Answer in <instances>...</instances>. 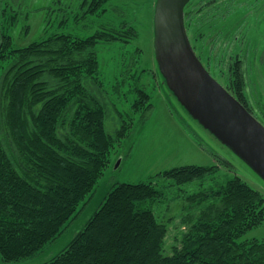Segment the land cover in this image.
<instances>
[{
    "label": "trees",
    "instance_id": "obj_1",
    "mask_svg": "<svg viewBox=\"0 0 264 264\" xmlns=\"http://www.w3.org/2000/svg\"><path fill=\"white\" fill-rule=\"evenodd\" d=\"M1 1L0 254L11 262L38 255L80 215L116 144L131 132L133 117L112 133L106 128L111 102L97 46L129 42L123 36L136 30L57 31L16 46L11 30L22 12ZM108 1L83 0L74 20L104 13ZM135 92L132 110L142 120L152 95L144 87ZM217 168L182 165L159 175L182 186L202 183ZM164 198L153 182L114 183L68 245L40 264H264V238L247 236L264 223V195L242 177L186 196L171 254L164 253L169 223L153 209Z\"/></svg>",
    "mask_w": 264,
    "mask_h": 264
},
{
    "label": "rangeland",
    "instance_id": "obj_2",
    "mask_svg": "<svg viewBox=\"0 0 264 264\" xmlns=\"http://www.w3.org/2000/svg\"><path fill=\"white\" fill-rule=\"evenodd\" d=\"M7 1H12L22 12L11 30L16 46H26L57 31L86 37L101 27L120 29L124 26L122 30L134 27V37L123 36L129 42L97 46L100 76L111 102L106 119L108 132L116 131L122 119H134L131 132L116 144L108 167L93 194L87 197L80 215L38 255L8 262L0 254V264H40L60 253L117 182H153L164 190L165 198L154 203L153 209L159 220L169 223L165 254H171L176 237L181 238L178 216L186 210L188 194L217 189L225 180L238 175L264 195V179L194 119L165 83L154 49L157 0H109L104 5L107 9L104 13L80 18L78 22L74 20V13L80 10L83 0ZM66 17L68 23L59 26V21ZM228 18L229 23H226ZM185 22L196 54L210 73L264 120V0H191L185 9ZM227 28L228 44L222 31ZM253 48L256 50L254 65L251 62ZM242 58L247 65L245 68ZM136 87H144L152 95V108L144 113L142 120L143 114L132 110ZM191 164L217 165L218 168L202 183L182 186H169L171 182L159 175ZM210 202V199L204 201V205ZM247 236L264 238V223Z\"/></svg>",
    "mask_w": 264,
    "mask_h": 264
},
{
    "label": "water",
    "instance_id": "obj_3",
    "mask_svg": "<svg viewBox=\"0 0 264 264\" xmlns=\"http://www.w3.org/2000/svg\"><path fill=\"white\" fill-rule=\"evenodd\" d=\"M191 0H157L155 58L171 92L188 113L264 179V124L204 66L190 41L185 8Z\"/></svg>",
    "mask_w": 264,
    "mask_h": 264
},
{
    "label": "flooded vegetation",
    "instance_id": "obj_4",
    "mask_svg": "<svg viewBox=\"0 0 264 264\" xmlns=\"http://www.w3.org/2000/svg\"><path fill=\"white\" fill-rule=\"evenodd\" d=\"M226 23H229V18L226 20ZM224 26H225V24H223ZM228 25V24H227ZM223 26V27H224ZM222 31L224 32L225 31V34H226V38H225V42H227V44H228V42H229V39H228V36H229V33H228V28L227 29H225V30H223L222 29ZM238 40H237V42L239 41V36H238V38H237ZM235 43V42H234ZM254 49V48H253ZM256 50L254 49L253 50V55L251 56V62L253 63V65H254V62H255V60H256ZM263 57H264V54H263ZM227 61H228V64H230V61L227 59ZM264 61V60H263ZM242 62H243V67L245 68V65H246V62H245V59L244 58H242ZM252 65V69H253V72H254V66ZM247 66V65H246ZM209 70V69H208ZM210 71V70H209ZM248 71V70H247ZM248 75V74H247ZM249 77V76H248ZM224 86V85H223ZM226 89H228V87H226V86H224ZM229 90V89H228ZM230 91V90H229ZM239 100V99H238ZM252 114H253V111H251L252 109L249 107V106H247V104H245L244 102H242L241 100H239ZM260 122H262L263 124H264V120L262 119V118H258V116L257 115H255V114H253Z\"/></svg>",
    "mask_w": 264,
    "mask_h": 264
}]
</instances>
